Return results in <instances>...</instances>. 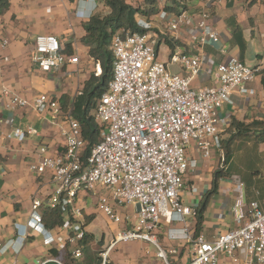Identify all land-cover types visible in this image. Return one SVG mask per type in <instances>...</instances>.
I'll use <instances>...</instances> for the list:
<instances>
[{"label":"built area","instance_id":"built-area-1","mask_svg":"<svg viewBox=\"0 0 264 264\" xmlns=\"http://www.w3.org/2000/svg\"><path fill=\"white\" fill-rule=\"evenodd\" d=\"M209 19V13L203 10L175 15L161 11L150 18L137 15L135 20L143 33H116L112 37V78L94 110L99 142L85 158L86 142L79 123L70 113L64 114L56 101L46 95L32 101L10 95L8 110L31 108L51 125L59 126L64 138L62 150L53 153L47 145H40L37 160L28 163V169L36 176L49 174L54 188L45 200L32 199L23 238L27 231H34L46 236V245L53 244L55 238L44 226L40 211L59 209L64 222L53 230L67 233L65 240L60 238L59 242L63 248H70L73 259H80L85 232L77 200L84 192L93 195L97 209L114 224L124 220L117 208L135 209L133 228L116 234L99 253L100 264H106L117 243L135 240L154 245L155 256L170 264L167 255L175 251L166 252L157 241L162 223L182 224V228H170L167 235L173 241L190 244L184 264H217L220 255L236 263L241 251L246 256L244 264H264V206L257 201L245 204L240 188L233 207L236 228L209 242L202 235H194L191 225L196 208L183 204L181 198L183 178L197 164L187 157L188 146L194 143L203 159L214 150L222 153L221 135L230 122L219 118L217 111L233 103L234 91L253 95L248 84L256 77L264 80L263 66L249 67L230 57L216 66V86L191 88L201 68L204 47L219 41ZM154 31L175 41L187 35L191 52L183 47L173 51L164 38L158 42ZM8 45V40L0 39L1 51ZM33 52L32 61L44 73L79 62L74 55L61 53L53 35L36 36ZM8 62L7 56L0 57V73ZM171 65L185 75L172 72ZM100 70L97 65L94 75L99 76ZM3 93L9 95L6 90ZM61 116L63 122L59 121ZM35 133L31 127L15 128L7 138L13 136L21 143ZM191 191L196 192L194 188ZM139 264L151 262L142 260Z\"/></svg>","mask_w":264,"mask_h":264},{"label":"crops","instance_id":"crops-1","mask_svg":"<svg viewBox=\"0 0 264 264\" xmlns=\"http://www.w3.org/2000/svg\"><path fill=\"white\" fill-rule=\"evenodd\" d=\"M7 1L9 9L0 15V39H6L9 43L6 50H0V57L9 58V62L3 65L0 73V264H89L87 261L95 260L96 252H101L109 246L118 232L128 229L119 228L116 231L110 229L107 222L109 220L106 218L104 222V215L97 209L95 198L93 205L88 207L86 198L90 194L81 192L77 205L82 209L85 236L89 237L92 244L89 242L82 248L80 259H73L69 252L70 248H63L62 242H59L60 238L65 240L67 236L63 230L49 229L55 238L51 245L44 243L45 235L34 231H27V236L23 238V226L29 220L32 199L45 200L54 188L49 174L36 176L28 169V163L37 160V149L40 145H47L53 153L62 150L64 138L59 126L51 125L31 108H16L11 111L6 105L11 94L27 101L46 95L59 104L64 114L70 113L63 111L58 98L61 95L74 98L80 94L84 82L94 75L96 66L99 65L89 57V47L82 42L85 35L84 24L92 15L106 14L108 10L101 0ZM202 10L209 13V23L218 32L219 41L204 47L201 68L193 79L191 88L216 86L214 75L216 66L230 57L238 58L249 67H264V0L257 1L252 6L245 0H194L188 4L190 12ZM230 20H234L241 29L243 48L232 37L228 26ZM38 35L55 36L61 49L69 46L72 55L78 58V64H68L47 73L41 72L38 65L32 61L33 42ZM179 43L182 45L180 48H188L191 52L187 45V35H184ZM173 67L176 69L174 73L185 75V72L176 66ZM248 87L254 91L253 95L243 96L234 91L231 96L233 103L225 104L217 111L219 118L228 122L232 119L246 123L264 121V80L256 77ZM4 90L9 95L6 96ZM59 121L63 122L62 116ZM28 127L33 128L36 133L26 136L23 142L19 143L13 136L7 138L15 128L25 130ZM221 127L223 130L224 127ZM221 137L224 139L225 135ZM231 149L232 156L227 160L223 158V151L220 153L215 150L211 152L209 158L203 159L194 143L186 150L187 157L196 160L197 164L183 178L181 193L183 204L197 208L202 198L211 190L215 171L222 169L224 173V177L218 182L216 193L209 199L203 213L199 235L209 242L218 235L236 228L233 207L240 188L245 204L257 201L264 206V142L256 144L251 141H237ZM241 151H247L246 156L253 161L257 170L245 166V170L241 168L239 171L233 170L234 157ZM249 169L254 172L246 174ZM253 175L255 176L252 177ZM192 188L196 192H192ZM131 207L133 206L117 209L122 213L123 209ZM191 226L194 232L195 221ZM173 227L182 228V224L170 226L162 223L157 239L159 238L158 241L166 252L169 253L171 249L175 251V254H168L170 260H176L178 254L182 252L183 257L175 263L184 264L190 244L169 239L167 233ZM93 243L99 244L97 250ZM88 245L90 253L87 257L85 250ZM146 245L148 252L143 254L150 257L151 264H159L152 254L153 251L149 250L151 244ZM116 246V251L111 257L113 263L141 262L142 241L135 240L125 245L117 243ZM245 261V253L241 251L238 262L233 263L226 256L220 255L217 264H244Z\"/></svg>","mask_w":264,"mask_h":264},{"label":"trees","instance_id":"trees-1","mask_svg":"<svg viewBox=\"0 0 264 264\" xmlns=\"http://www.w3.org/2000/svg\"><path fill=\"white\" fill-rule=\"evenodd\" d=\"M104 7L107 8L106 14L96 13L92 15L84 24L85 35L82 42L89 47L88 55L94 61L98 62L101 68V74H93L84 82L80 94L74 98L67 95H61L58 102L64 112L69 111L73 119L80 126L81 135L86 142L84 158L90 154L91 149L99 142L98 127L94 120V110L99 98L106 91L112 78L114 57L111 52V40L116 33H136L144 32L136 23L137 15H144L148 18L160 13L161 11L169 14H178L188 10V4L194 0H139L141 5L133 6L126 0H101ZM240 1V0H238ZM249 6L260 0H245ZM163 2V7L160 3ZM9 9L7 0H0V15ZM234 41L241 47H244V41L241 35V29L234 20L228 22ZM157 33V31H154ZM159 36L158 42L164 38L165 42L174 51L181 47L179 41L169 37ZM61 53L72 55L69 46L61 49ZM225 135L221 140L222 151L227 160L231 154V146L234 142L251 141L256 144L264 142V121L240 122L232 119L229 126L222 132ZM224 177L222 169L215 171L211 183V190L202 198L196 208L194 235L200 234L203 213L208 205V201L217 191L218 182ZM42 221L46 228L55 229L61 227L64 222L63 213L59 209L43 208L41 212ZM90 242L89 237L85 236L81 242L82 248ZM53 254H56L53 252ZM172 263V262H171ZM89 264H100V258L97 257Z\"/></svg>","mask_w":264,"mask_h":264},{"label":"rangeland","instance_id":"rangeland-1","mask_svg":"<svg viewBox=\"0 0 264 264\" xmlns=\"http://www.w3.org/2000/svg\"><path fill=\"white\" fill-rule=\"evenodd\" d=\"M128 3H130L131 5H133V6H139V5H141L142 3H141V1H139V0H126ZM160 6L161 7H163L164 5H163V2H161L160 3ZM170 70L172 71V72H174L176 69L173 67V66H171V68H170ZM94 114V113H93ZM243 142H245V141H243ZM243 145H244V143H242ZM258 151H259V149H258ZM242 152V151H241ZM238 152L237 154H236V156L234 157V161H233V170H237V171H239V169L241 168V169H244L245 170V168H244V166L245 167H249V168H252L253 170H257L258 168L256 167V165L253 163V161L251 160V159H249L247 156H246V152L247 151H244V152ZM232 156V155H231ZM253 170H251V169H249V171H246V174L247 173H249V174H252L254 171ZM253 171V172H252ZM255 174V173H254ZM255 175H253L252 177H254ZM94 197H93V195L92 194H90L89 195V197H87L86 198V203H87V206L88 207H90V206H92L93 205V203H94V199H93ZM121 212V211H120ZM122 215H123V218H124V220H123V222L122 223H120V224H114V223H111V221L109 222V221H107L108 222V227L110 228V229H112V230H114V231H116L117 229H119V228H127L128 230H130V229H132L133 228V225H134V223H135V221H134V209H133V207H131V208H128L127 210L126 209H123L122 210V213H121ZM103 220H104V222L107 220L106 219V217L104 216L103 217ZM159 239V238H158ZM158 239H157V241H158ZM132 243H133V241H131ZM128 243H130V242H120V243H118L119 245H125V244H128ZM146 243L147 242H145V241H142V248H141V250H140V252L143 254V252H148L147 250H148V247H147V245H146ZM90 244H92V242H90ZM89 244V245H90ZM95 244V249L97 250V248L99 247V244L98 243H93V245ZM89 245H88V247L86 248V250H85V254H86V256L88 257V254L90 253V248H89ZM158 245L162 248V249H164L165 250V248H163V246H161L160 245V243H159V241H158ZM118 246V245H117ZM116 245L111 249V251L109 252V254H108V256H107V259H106V264H115V263H113L112 261H111V257H112V254L114 253V251H116V247H117ZM105 250V249H104ZM149 250L152 252L153 251V253L152 254H154V258H156L158 261H159V264H165V262H164V260H162V259H158L156 256H155V253L157 252L156 251V247L154 246V245H149ZM102 251V250H101ZM166 251V250H165ZM100 251H97L96 252V254H97V257H98V253H99ZM141 254V260L140 261H142V260H147V261H150L151 262V259H150V257H148V255L146 254V255H142ZM179 255V257H177V259L176 260H170L169 259V255H167V261H168V263H170V264H176L175 262H177L179 259H181L182 257H183V255H182V252L180 253V254H178ZM100 258V257H99ZM153 259V258H152ZM88 263H90V261H87ZM172 262V263H171Z\"/></svg>","mask_w":264,"mask_h":264}]
</instances>
